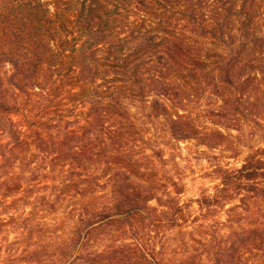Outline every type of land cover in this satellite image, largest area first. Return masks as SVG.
<instances>
[{"label":"trees","instance_id":"trees-1","mask_svg":"<svg viewBox=\"0 0 264 264\" xmlns=\"http://www.w3.org/2000/svg\"><path fill=\"white\" fill-rule=\"evenodd\" d=\"M263 21L264 0H73L53 14L40 0H0V65H11L14 90L9 97L0 85V113L20 119L0 126V138L8 140L0 168L17 169L24 159L16 149L35 143L42 130L60 129L53 137L62 135L64 149H57L54 161L66 162L59 169L64 198L91 200L71 216L67 233H52L47 264H117L118 245H94L95 234L118 232L121 223L151 209L146 203L158 201L139 168L125 163L132 148L128 121L164 119L173 139L210 142L219 128L198 133L179 123L168 103L196 100L201 117L222 128L252 115L253 89L264 87ZM238 173L244 184L253 183L246 191L255 189L264 180V159H247ZM21 178L2 179L7 194L18 192ZM227 182L221 178L216 195L199 206L225 203ZM102 194L107 202H93ZM176 212L172 222L183 230L188 225ZM132 240L126 264H163L159 250ZM241 246L234 261L229 248L215 254L214 264H243L250 249L246 242ZM34 263L41 259L35 256Z\"/></svg>","mask_w":264,"mask_h":264},{"label":"rangeland","instance_id":"rangeland-1","mask_svg":"<svg viewBox=\"0 0 264 264\" xmlns=\"http://www.w3.org/2000/svg\"><path fill=\"white\" fill-rule=\"evenodd\" d=\"M40 1L53 14L56 8L67 7L73 0ZM12 74L10 64L0 65V85L9 97L14 91L10 86ZM253 92L257 102L252 115L245 114L239 122L228 121L232 125L224 124L223 128L201 117L196 100L168 103L171 114L179 117L178 122L193 126L198 133L219 128L220 136L210 142L173 139L164 119L136 117L128 121L125 125L133 127L125 137L132 148L130 161L125 163L139 168L136 173L143 175L145 189L155 194L158 201L146 203L151 209L121 223L118 232L100 229L95 234L94 245H118L120 253L113 255L119 258L117 264L127 263L124 259L126 245L132 243L133 238L139 239L142 248L159 250L161 255L157 259L163 264H214L215 254L226 253L229 248L234 261L241 255V244L246 242L250 252L242 256L240 263L264 264V180L256 181V188L246 191L244 186L253 183L244 184L238 173L247 159H264V87L259 83ZM7 119L13 124L20 120L2 112L0 126L8 127ZM59 132L57 128L51 132L40 131L35 143L27 141L28 145L15 150L18 160L24 159L22 165L17 169L16 166L0 168V264H35V256L41 259V264L50 263L52 233H67L73 225L71 216L91 201L64 198L59 169L66 162L62 158L54 161L59 157L57 149H64L62 135L53 137ZM6 142L8 140L0 138V150ZM40 149L47 152L43 155ZM53 149L56 155L51 153ZM13 174L23 179L17 183L18 192L9 195L2 186V179ZM221 178L228 179L224 187L226 202L201 208L197 201L215 196ZM175 191L180 193L174 194ZM92 200L105 203L108 197L102 194L100 199L96 196ZM51 202L53 208H50ZM177 208L188 225L183 230L172 222ZM154 220L160 223L155 225ZM219 259L226 260L223 256Z\"/></svg>","mask_w":264,"mask_h":264}]
</instances>
